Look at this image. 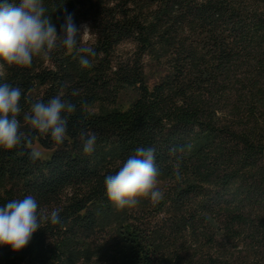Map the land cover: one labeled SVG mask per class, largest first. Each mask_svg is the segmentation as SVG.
Listing matches in <instances>:
<instances>
[{"label":"trees","instance_id":"16d2710c","mask_svg":"<svg viewBox=\"0 0 264 264\" xmlns=\"http://www.w3.org/2000/svg\"><path fill=\"white\" fill-rule=\"evenodd\" d=\"M42 3L58 35L71 14L95 56L84 69L58 42L31 67L0 59L31 139L0 148V207L31 195L62 221L19 252L0 246V264H264V0ZM58 95L76 105L63 145L23 120ZM81 130L96 134L91 154ZM141 146L154 149L163 199L117 210L105 177Z\"/></svg>","mask_w":264,"mask_h":264},{"label":"clouds","instance_id":"9594fccd","mask_svg":"<svg viewBox=\"0 0 264 264\" xmlns=\"http://www.w3.org/2000/svg\"><path fill=\"white\" fill-rule=\"evenodd\" d=\"M42 0H19L10 3L0 2V59L10 66L31 67L33 57H48L58 47L75 50L79 55L82 68H90L88 56H95L91 47H78L79 32L71 14L61 25V34L46 14ZM87 26L84 31L87 32ZM77 92L73 91L72 95ZM22 89L7 83L0 84V148L11 151L31 144V139L22 130L18 117L22 109L20 101ZM76 105L61 96L47 103L38 101L30 104V110L24 113V123L29 130L37 131L42 137L50 136L56 145H63L67 134V116L74 113ZM83 151L91 154L96 143V134L81 130ZM170 155H176L177 149H170ZM29 161L39 159L37 151H31ZM180 159L177 157L174 171L180 176ZM160 175L152 148L137 147L115 174L105 177V194L117 210L135 207L141 198H150L155 205L163 199V193L157 188ZM50 222L53 226L62 225L59 210L50 214L39 208L34 197L14 199L0 207V246H8L13 252L24 249L32 240L33 234Z\"/></svg>","mask_w":264,"mask_h":264},{"label":"rangeland","instance_id":"374dc122","mask_svg":"<svg viewBox=\"0 0 264 264\" xmlns=\"http://www.w3.org/2000/svg\"><path fill=\"white\" fill-rule=\"evenodd\" d=\"M84 26H86V25H84ZM84 26H83V29H84ZM87 32H88V31H87ZM87 32H85V39H88ZM37 151H38V152H42V150H41V149H39V148H37Z\"/></svg>","mask_w":264,"mask_h":264}]
</instances>
